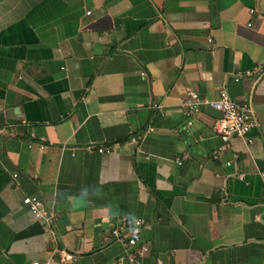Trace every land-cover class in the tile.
Listing matches in <instances>:
<instances>
[{
    "label": "crops",
    "instance_id": "obj_1",
    "mask_svg": "<svg viewBox=\"0 0 264 264\" xmlns=\"http://www.w3.org/2000/svg\"><path fill=\"white\" fill-rule=\"evenodd\" d=\"M263 59L264 0H0V264H115L125 214L140 264H264ZM220 89L256 121L226 146L183 114Z\"/></svg>",
    "mask_w": 264,
    "mask_h": 264
},
{
    "label": "built area",
    "instance_id": "obj_2",
    "mask_svg": "<svg viewBox=\"0 0 264 264\" xmlns=\"http://www.w3.org/2000/svg\"><path fill=\"white\" fill-rule=\"evenodd\" d=\"M252 12V10H249ZM252 72L257 77L264 73V59L259 65L254 66L251 70L237 72V76L250 75ZM184 106V117L186 124H191L192 115L198 111L200 106H210L220 113V117L214 119L212 123V131L218 136L220 141L226 146L232 137L247 138L250 129L256 125V121L252 110L244 104H237L229 99L224 89L218 91V97L214 100H201L196 92L189 91L182 102ZM133 140V138L131 139ZM116 144L98 145L96 151L99 153L108 152ZM220 148L211 152L213 158L217 157ZM179 162V159H176ZM21 203L27 208L34 219L49 222L52 214L43 205L40 198L36 195H26L21 199ZM142 223V220L139 219ZM140 223V224H141ZM129 227L128 221L121 218L117 224H113L110 228V235L122 242L124 246L123 254L115 259V264L124 260L129 264H140L139 258L147 251V247L143 243H137L133 236H123V231ZM74 260L73 255L60 249L57 252V259L48 258L43 262L33 260L31 264H71Z\"/></svg>",
    "mask_w": 264,
    "mask_h": 264
},
{
    "label": "clouds",
    "instance_id": "obj_3",
    "mask_svg": "<svg viewBox=\"0 0 264 264\" xmlns=\"http://www.w3.org/2000/svg\"><path fill=\"white\" fill-rule=\"evenodd\" d=\"M92 187H94L96 189L97 198H99V199L102 198V196H103L102 189L100 187H96L95 185H93ZM79 193H80L79 195L68 196L66 198L67 201L70 204H72L73 207L84 206L87 203H89L91 200H93V199L84 198L87 195L85 187L81 188ZM106 211L109 213V218H111V216H119L120 215L119 210L118 209L113 210V208L110 205L106 207ZM124 218L128 221L129 231L131 233H135L139 230V225H140L141 221L134 214H125Z\"/></svg>",
    "mask_w": 264,
    "mask_h": 264
},
{
    "label": "water",
    "instance_id": "obj_4",
    "mask_svg": "<svg viewBox=\"0 0 264 264\" xmlns=\"http://www.w3.org/2000/svg\"><path fill=\"white\" fill-rule=\"evenodd\" d=\"M205 111L212 117L214 118H219L220 117V113L216 110H214L213 108H211L210 106H205Z\"/></svg>",
    "mask_w": 264,
    "mask_h": 264
}]
</instances>
